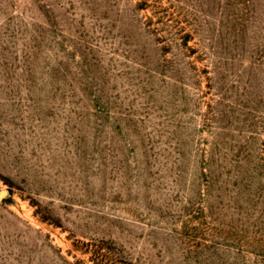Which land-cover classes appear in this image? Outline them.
<instances>
[{"label":"rangeland","instance_id":"1","mask_svg":"<svg viewBox=\"0 0 264 264\" xmlns=\"http://www.w3.org/2000/svg\"><path fill=\"white\" fill-rule=\"evenodd\" d=\"M0 264H264V0H0Z\"/></svg>","mask_w":264,"mask_h":264}]
</instances>
